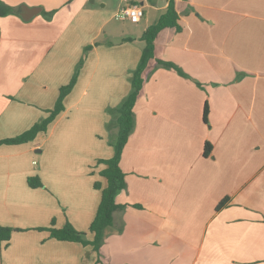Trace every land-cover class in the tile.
<instances>
[{
	"label": "crops",
	"instance_id": "obj_1",
	"mask_svg": "<svg viewBox=\"0 0 264 264\" xmlns=\"http://www.w3.org/2000/svg\"><path fill=\"white\" fill-rule=\"evenodd\" d=\"M0 1V140L46 118L85 58L48 130L0 145V225L16 229L0 264H264V0H174L182 29L156 38L121 159L126 208L99 251L45 228L92 238L108 183L98 160L114 154L115 109L169 0ZM23 4L41 10L26 20ZM130 4L139 22L116 17Z\"/></svg>",
	"mask_w": 264,
	"mask_h": 264
},
{
	"label": "trees",
	"instance_id": "obj_2",
	"mask_svg": "<svg viewBox=\"0 0 264 264\" xmlns=\"http://www.w3.org/2000/svg\"><path fill=\"white\" fill-rule=\"evenodd\" d=\"M1 8V1H0ZM0 15H2L0 9ZM174 27L177 30H181L182 27L179 23V15L175 7V1L169 0L166 11L160 16V18L151 24L143 33L142 40L145 41V47L142 51L138 66L132 71L130 81L131 90L129 94L123 99V101L115 109L117 113L116 125L118 128L117 138L113 143L114 154L110 158H101L98 163H103L106 168L101 171V174L107 179V186L102 190V199L99 204L97 213L91 222L89 227V233L92 234V238L87 237V232L77 230L74 225L67 222L62 228L55 226V222L52 221L51 225L45 229L50 231V236L59 240H68L74 242H80L85 246H92L94 250L99 251L101 245L104 242L106 229L114 224V216L117 211L124 210L126 205L120 204L116 200V196L127 187L126 173L121 168V159L124 148L132 134L135 122L136 113L135 105L144 85V71L147 68L149 62L155 58L156 38L160 31L165 28ZM157 63L160 66L176 69L180 75L187 77L188 75L177 65L170 61H164L157 59ZM82 62L76 68L71 80L60 88L58 99L53 108L49 109V114L46 118L35 123L30 129L23 133L0 140L2 144H20L31 141L41 132H46L49 125L65 110L64 100L66 96L72 91L80 71ZM208 104H205L204 119L207 121ZM212 150V145L207 142L204 147V155H209ZM29 184L32 187L42 186L43 184L39 179L30 178ZM97 188H100L99 183H95ZM229 201V198L222 200L217 209H221ZM16 230L13 227L0 225V243L3 241H9L13 231Z\"/></svg>",
	"mask_w": 264,
	"mask_h": 264
},
{
	"label": "built area",
	"instance_id": "obj_3",
	"mask_svg": "<svg viewBox=\"0 0 264 264\" xmlns=\"http://www.w3.org/2000/svg\"><path fill=\"white\" fill-rule=\"evenodd\" d=\"M144 15V9L139 4L123 6L116 12L118 18H128L132 22H139Z\"/></svg>",
	"mask_w": 264,
	"mask_h": 264
},
{
	"label": "water",
	"instance_id": "obj_4",
	"mask_svg": "<svg viewBox=\"0 0 264 264\" xmlns=\"http://www.w3.org/2000/svg\"><path fill=\"white\" fill-rule=\"evenodd\" d=\"M41 10L40 7L34 6L30 7L27 5H21L20 6V12L19 14L26 20L31 19L33 16L38 14V12Z\"/></svg>",
	"mask_w": 264,
	"mask_h": 264
},
{
	"label": "rangeland",
	"instance_id": "obj_5",
	"mask_svg": "<svg viewBox=\"0 0 264 264\" xmlns=\"http://www.w3.org/2000/svg\"><path fill=\"white\" fill-rule=\"evenodd\" d=\"M113 1H117V0H113ZM83 59H85V58H83ZM83 59H81V61H83ZM80 61V62H81ZM131 82V81H130ZM109 113H110V111H109ZM111 114V113H110ZM112 116H113V114H111ZM113 121V118L109 121V124L107 125V127H108V130H109V128H110V132H111V129L113 128V125H111V122ZM116 125V124H115ZM114 139L112 138L111 139V135L109 136V139H108V143L109 144H111L112 146H113V143H114ZM113 148H114V146H113Z\"/></svg>",
	"mask_w": 264,
	"mask_h": 264
}]
</instances>
